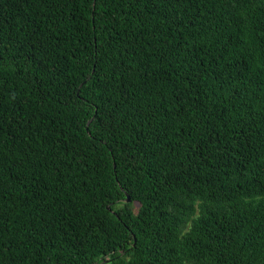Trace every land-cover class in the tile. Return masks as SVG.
Returning a JSON list of instances; mask_svg holds the SVG:
<instances>
[{
    "label": "trees",
    "instance_id": "1",
    "mask_svg": "<svg viewBox=\"0 0 264 264\" xmlns=\"http://www.w3.org/2000/svg\"><path fill=\"white\" fill-rule=\"evenodd\" d=\"M0 264H264V0H0Z\"/></svg>",
    "mask_w": 264,
    "mask_h": 264
},
{
    "label": "water",
    "instance_id": "2",
    "mask_svg": "<svg viewBox=\"0 0 264 264\" xmlns=\"http://www.w3.org/2000/svg\"><path fill=\"white\" fill-rule=\"evenodd\" d=\"M127 202H130V197L129 196H127Z\"/></svg>",
    "mask_w": 264,
    "mask_h": 264
}]
</instances>
